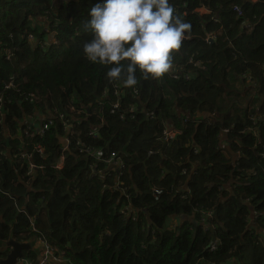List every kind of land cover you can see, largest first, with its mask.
Segmentation results:
<instances>
[{
    "label": "trees",
    "instance_id": "trees-1",
    "mask_svg": "<svg viewBox=\"0 0 264 264\" xmlns=\"http://www.w3.org/2000/svg\"><path fill=\"white\" fill-rule=\"evenodd\" d=\"M97 2L0 0V93L10 98L0 111V245L40 235L63 264H264V0H170L191 25L172 54L181 73H137L130 88L110 83L107 67L83 54L87 11ZM9 77L15 89L2 88ZM236 83L240 103L231 97ZM115 86L120 108L112 115ZM36 111L41 123L54 119L42 134L20 122ZM166 128L179 134L166 139ZM80 146L115 152L117 181ZM177 215L174 229L168 220Z\"/></svg>",
    "mask_w": 264,
    "mask_h": 264
},
{
    "label": "clouds",
    "instance_id": "clouds-1",
    "mask_svg": "<svg viewBox=\"0 0 264 264\" xmlns=\"http://www.w3.org/2000/svg\"><path fill=\"white\" fill-rule=\"evenodd\" d=\"M87 16L84 27L91 38L82 47L85 58L106 66L110 83L128 88L137 84V73L154 80L170 73L172 54L191 28L170 0H99Z\"/></svg>",
    "mask_w": 264,
    "mask_h": 264
},
{
    "label": "built area",
    "instance_id": "built-area-1",
    "mask_svg": "<svg viewBox=\"0 0 264 264\" xmlns=\"http://www.w3.org/2000/svg\"><path fill=\"white\" fill-rule=\"evenodd\" d=\"M233 9L238 13L240 14L241 11H240V8L238 6H234ZM246 26H249V25H246ZM30 38H32L31 35H29ZM214 32H210L208 33L207 37H206V40H213L214 39ZM5 57L6 59H10L11 58V52L9 50H6L5 51ZM172 71V77L174 78H177L179 76V74L181 73L180 70L176 68V66H173L172 69L170 70ZM183 72V75L185 74L184 78L185 79H188L189 78V73L188 72H185V71H182ZM16 88V84L14 83V80L12 77H9L8 78V81L7 82H4L3 84V89H6V90H9V89H15ZM113 94L114 95H117L119 97V93H118V89L117 87L115 86L114 90H113ZM135 94L136 91H135ZM29 95V94H28ZM10 101V98L8 95H5L3 94L2 92L0 93V111L3 113L4 112V106L6 103H8ZM119 108H120V100L117 98L114 102H112L111 104V109L109 111L110 114L112 115H117L116 114V111H119ZM71 110H74V108L71 106L70 107ZM133 111V107H129L128 111L129 113H131ZM76 113L77 114H80L82 113L81 110H76ZM119 118H123L124 119V115H120ZM58 119L61 121V125L63 127V130L65 129L66 131H70V134L73 133V130H72V124H69L68 121L65 119L64 117V113H60L58 115ZM53 120L52 118H49L47 119L46 121H44L43 123H41V125H39L36 129H35V132L37 134H42L44 133L45 131H47L49 129L50 126L53 125ZM35 127V126H34ZM65 127V128H64ZM224 132H228V129L227 128H224L223 129ZM25 134H27V131L25 132ZM88 135L91 137H95L96 136V132H92L90 131L88 133ZM162 135L164 138L166 139H170L174 136V131H171V130H166V129H163L162 130ZM65 146H63L61 148V153L59 154V156L57 157L56 161H55V167H57L58 169H62L64 167V160H65V157H64V150H66L68 148V146L71 144V139L69 136H66L65 138ZM81 150L85 151L86 153H88L90 156L94 157L95 159L99 160V161H104L105 163L109 164L111 162H117L118 163V167L121 165V161L119 160L118 157H116V153L111 151V153L107 156L104 155L103 153V150L101 149H97V150H90V149H86L84 148L83 146H80ZM37 149L39 151V153H41L42 151V148L40 146H37ZM194 152H196V150L194 149ZM23 155H21L22 157ZM35 168V166L33 164H30V168L27 172H25V176H29L30 173H31V170H33ZM185 173V172H183ZM152 193H153V196H154V199L157 200L159 198V196L162 194V190L160 187H153L152 188ZM212 212L210 211V215L211 216ZM37 242V244L41 247L42 249V253H41V260L39 262V264H46L47 261H53V262H61L62 259H61V256H58L54 253V248L46 241V239H44L42 236H36L34 238ZM215 248V245L213 244L211 246V249H214ZM24 261V258L23 260ZM21 262V261H20ZM19 262V263H20ZM50 263V262H49ZM23 264H33L30 260H26L25 263Z\"/></svg>",
    "mask_w": 264,
    "mask_h": 264
},
{
    "label": "crops",
    "instance_id": "crops-1",
    "mask_svg": "<svg viewBox=\"0 0 264 264\" xmlns=\"http://www.w3.org/2000/svg\"><path fill=\"white\" fill-rule=\"evenodd\" d=\"M252 1H255V0H252ZM200 12H202V13H207L208 12V10H206V9H200ZM35 114V116H30V115H26V117H28V118H26L25 116L23 117V119L20 121L21 122V125H24V124H26V125H29V124H32V125H34L35 127H38L39 125H41V122L45 119L44 117V115L40 112H35L34 113ZM166 130H171V129H167L166 128ZM172 131V130H171ZM63 137H61V139H60V142H62V146H64V142H63ZM7 142V141H6ZM220 145L222 146V148H224V149H226V150H228V151H230V149H229V146H228V143H227V139H226V136H222L221 137V140H220ZM232 160L233 159H235L236 158V155L233 153L232 155ZM117 166L118 165H110V166H104L105 168H104V173H105V175H107V176H111L112 177V180L114 181V182H116L117 181V179H118V176H117V173H119V171H118V168H117ZM106 171H107V174H106ZM5 194H7V193H5ZM21 209L23 208V207H20ZM170 220V219H169ZM171 220H172V222H173V219L171 218ZM32 241H34V240H32ZM32 241L30 242V244L32 245ZM36 245H37V243H36ZM32 247H33V249H35L34 248V246L32 245ZM35 250H38L39 251V248L37 247V249H35ZM35 254V253H34ZM35 258V257H34ZM23 261H21L20 263H22ZM23 264V263H22Z\"/></svg>",
    "mask_w": 264,
    "mask_h": 264
},
{
    "label": "rangeland",
    "instance_id": "rangeland-1",
    "mask_svg": "<svg viewBox=\"0 0 264 264\" xmlns=\"http://www.w3.org/2000/svg\"><path fill=\"white\" fill-rule=\"evenodd\" d=\"M60 1H62V0H60ZM200 11V10H199ZM46 18V17H45ZM29 35H31L32 36V38H30L29 37ZM28 35V38L30 39V40H32V41H34V42H36V39L33 37V34H29ZM51 40V37L49 38V41ZM49 41H48V43H49ZM205 41H206V39H205ZM43 44V46H45V43L43 42L42 43ZM170 73H172V71L170 72ZM245 84V83H244ZM245 86H246V84H245ZM236 89H238V91L236 92V93H232L231 94V97H234V99L237 101V103H240L241 101H242V95H241V91H240V86H239V83H236ZM250 92L253 94V92H254V89H251L250 90ZM243 94V96L245 95V93L243 92L242 93ZM226 97L228 98V93H226ZM257 100H260V98L259 99H256V101ZM259 103L260 102H256V104L258 105L257 107H259ZM226 135H227V132H226ZM194 152V151H193ZM195 153V152H194ZM118 165V163L117 162H111V163H109V164H107V166H110V165ZM106 166V167H107ZM118 167V166H117ZM105 168V167H104ZM182 172H186V169L185 168H183L182 169ZM166 173V172H165ZM111 177V176H110ZM248 199V198H247ZM23 209V208H22ZM20 212H21V208H20V210H19ZM210 215V211L209 210H207L206 212H204V217H207V216H209ZM213 215V212H212V214H211V216ZM172 219H173V222H172V220L170 219V220H168V223H169V225L171 226V227H173L174 229H177V227H179L180 226V223H181V220H182V216L181 215H177V217H172ZM31 220H32V218H31ZM203 223H206V222H203ZM33 224H34V222H32V229L34 230V228H33ZM206 228H213V223L212 222H209V223H207V226H206ZM5 242H7V240L5 241ZM32 245L36 248L37 247V245H36V242L35 241H32ZM38 255H40V253H37ZM26 260H30L32 263H34V261H35V258H33V259H30V256H29V254H27L26 252H24V261L22 262V263H25V261ZM22 263H19V264H22Z\"/></svg>",
    "mask_w": 264,
    "mask_h": 264
},
{
    "label": "flooded vegetation",
    "instance_id": "flooded-vegetation-1",
    "mask_svg": "<svg viewBox=\"0 0 264 264\" xmlns=\"http://www.w3.org/2000/svg\"><path fill=\"white\" fill-rule=\"evenodd\" d=\"M206 42H209V41H206ZM115 97L116 98H118V99H120L121 98V94L119 93V97L117 96V95H115ZM29 126L30 127H32V126H34V125H32V124H29ZM171 130H173V129H171ZM27 130H25L24 131V134H25V132H26ZM68 131V130H67ZM174 131V136H173V138H175L177 135H176V130H173ZM27 133H28V131H27ZM70 133V132H69ZM179 134V133H178ZM71 135V134H70ZM222 136H226V132H224L223 130H222ZM221 136V137H222ZM63 138H65V137H63ZM221 140V139H220ZM220 147L222 148V146L220 145ZM223 150H224V154L226 155V149H224V148H222ZM117 157V156H116ZM122 166V164L120 165V167ZM119 175V173H117V176ZM11 240V239H10ZM10 240H7V242H4L2 245H0V252H3V251H5L6 252V254L3 256V257H1L0 259H4L6 256H7V254L11 251V249H12V246L10 245V243H9V241ZM15 241V240H14ZM34 241L36 242V240L34 239ZM37 243V242H36ZM37 247L39 248V251L38 250H35V249H37ZM37 247L35 248V249H33V247H32V245H30V248H31V250L33 251V253H35V261H34V263L33 264H39V262H40V260H41V253H42V249H41V247L37 244ZM23 252H25V250L23 251ZM37 253H40V255H38ZM54 253L56 254V255H58V256H61V259H62V261L61 262H53V261H47V263L46 264H63V256L61 255V253H58V250H56L55 248H54ZM23 260V258H20L19 260H18V262L16 263V264H19V262L20 261H22ZM38 261V262H37ZM50 262V263H49Z\"/></svg>",
    "mask_w": 264,
    "mask_h": 264
},
{
    "label": "water",
    "instance_id": "water-1",
    "mask_svg": "<svg viewBox=\"0 0 264 264\" xmlns=\"http://www.w3.org/2000/svg\"><path fill=\"white\" fill-rule=\"evenodd\" d=\"M211 41L212 40L209 42ZM63 142L65 146V139H63ZM9 243L12 246V249L4 259H0V264H16L20 258H24L23 251L30 249L31 245L30 242H19L14 240H10Z\"/></svg>",
    "mask_w": 264,
    "mask_h": 264
}]
</instances>
